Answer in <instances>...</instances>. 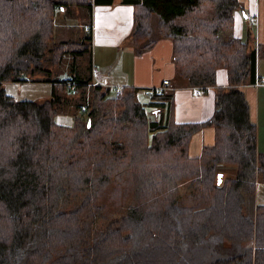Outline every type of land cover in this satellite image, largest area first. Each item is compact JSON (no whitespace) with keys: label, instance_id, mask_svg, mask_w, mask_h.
Listing matches in <instances>:
<instances>
[{"label":"trees","instance_id":"obj_1","mask_svg":"<svg viewBox=\"0 0 264 264\" xmlns=\"http://www.w3.org/2000/svg\"><path fill=\"white\" fill-rule=\"evenodd\" d=\"M91 1L0 0V264H264V205L249 211L264 153L241 88L262 79L264 42L221 36L240 0H124L135 8L140 54L173 41L169 90L123 86L117 95L91 75L49 80L54 97L44 103L8 94L3 83L55 59L56 12ZM85 45L57 52L82 54ZM221 68L229 86L217 91L214 115L177 122L179 82L204 89ZM59 90L79 98L70 124L56 121L66 103ZM207 127L215 142L194 157L193 136ZM227 167L235 175L225 177Z\"/></svg>","mask_w":264,"mask_h":264},{"label":"crops","instance_id":"obj_2","mask_svg":"<svg viewBox=\"0 0 264 264\" xmlns=\"http://www.w3.org/2000/svg\"><path fill=\"white\" fill-rule=\"evenodd\" d=\"M90 4L92 6L84 7L83 9H86V11L90 10L92 14L94 11H98L97 13L100 16V23L104 31L103 33H101V29L98 31L97 22H94L91 17L89 18V15L86 16L85 11L80 10L81 15L85 16V20L89 19L91 21L85 24L84 30L88 32L87 28L93 26L92 36H97L98 34L97 43L103 47L119 44L120 39L128 43V47L125 49L127 63L123 62L122 69L115 66V61L103 63L95 60L96 65L94 63L93 66L99 69L101 84L114 88L134 86L148 90L163 87L164 82L168 80L170 84H168L166 89L172 88L173 80L171 78L176 73L173 59V41L166 38L159 39L152 49L140 54L133 42V16L135 8L132 5L124 3V0H113L112 5H98L92 0ZM240 4L241 8L234 15V25L232 28L222 32L221 36L224 39L238 38L243 41H249L252 47H258L264 42V0H240ZM61 11L65 12L67 10L63 9ZM105 11L109 15L108 19L104 16ZM252 17H254L253 21L251 20ZM78 36L82 38L83 35ZM65 40L68 41L70 39ZM76 40L78 39H71L70 41L77 42ZM164 53H166V58ZM116 58L119 59L120 57ZM76 60V58L73 60V72L75 76L66 78L67 80L80 78L76 74ZM129 64H131V68L130 71H127L126 67ZM257 72L259 78H264V56H260L258 59ZM175 77L177 78L176 74ZM179 83L174 89V114L176 121L179 123L202 122L211 118L216 109L217 91L219 88L227 89L229 86L228 73L224 68L217 71L216 84L206 86L200 95H196L195 90L203 86L192 87L185 81ZM51 87L53 92L52 82ZM241 88L250 107V119L257 127L258 152L264 153V84H258V82L255 84H245ZM207 136L208 141L206 139ZM214 142V129L211 127L204 128L193 136L190 154L194 157L199 156L204 146L212 145ZM259 205H264V181L261 180L257 182L255 195L249 199V211L252 215H255L256 208Z\"/></svg>","mask_w":264,"mask_h":264},{"label":"rangeland","instance_id":"obj_3","mask_svg":"<svg viewBox=\"0 0 264 264\" xmlns=\"http://www.w3.org/2000/svg\"><path fill=\"white\" fill-rule=\"evenodd\" d=\"M84 7L72 5L70 8L66 9L67 11H58L55 15L54 20V42H52V48L54 52H56V57L54 58V53L50 55V59L48 63L45 64V69L34 74H26L23 76V79L26 81H16V82H5L3 83V87L5 88L6 92L14 97L16 100H32L37 103H44L46 101L51 100L53 96L51 81L49 80H57V79H66L69 77L75 76L73 70V60L76 58V74L84 79L91 78L93 64L95 60L98 62L106 63L107 61H115L116 65L119 69H122L123 62L127 63L125 49L128 47V43H125V40L120 39L119 44L111 45L110 47H103L98 42V34L97 36H93L91 38V34L84 30V26L89 19L85 20V16L81 15V11L83 10L86 13V16L89 15V18L97 22L98 31L101 29V33H103L104 28L100 23V16L97 13L98 11L92 12L90 10L89 13ZM78 11V12H77ZM91 13V15H90ZM104 16L108 19L109 15L105 11ZM93 22V23H94ZM83 28V29H82ZM82 32V34H81ZM78 35H83L82 38ZM84 38V39H83ZM65 39H78L76 40L78 43L84 42L87 45L84 46L87 49L82 54H73L68 53L61 55L60 52H57V46L62 45L64 43H70L73 41H66ZM92 40V41H91ZM91 41V43H90ZM173 43V42H172ZM166 58V53H164ZM116 57H120L119 59ZM172 60V59H171ZM96 65V63L94 64ZM110 66V63H109ZM131 64L126 67L127 71H130ZM175 74L171 78L173 82H176ZM93 77V75H92ZM175 77V78H174ZM94 79V78H93ZM98 80L101 82L100 72ZM94 81V80H93ZM170 84V82H169ZM258 84H262V79L259 80ZM264 84V83H263ZM91 85V84H90ZM106 86V85H105ZM109 87V86H106ZM114 91V87H111ZM146 90V89H144ZM145 92V91H144ZM59 96H63L66 99L65 105H62L59 108V114L56 118L57 123H72L74 115L77 113L76 103L79 101V98L71 99L72 96L68 94L67 91H58ZM77 94V93H76ZM76 94H72L73 96ZM87 95L88 100L90 101L92 94L91 92L83 93ZM86 105V104H84ZM83 105V106H84ZM85 117V116H83ZM71 121V122H70ZM208 141V136L206 137ZM207 143V142H206ZM208 144V143H207ZM193 153V152H191ZM235 167H227L223 170H226L224 176L231 177L228 175H235L234 170ZM229 170V171H227ZM112 205V204H111Z\"/></svg>","mask_w":264,"mask_h":264},{"label":"built area","instance_id":"obj_4","mask_svg":"<svg viewBox=\"0 0 264 264\" xmlns=\"http://www.w3.org/2000/svg\"><path fill=\"white\" fill-rule=\"evenodd\" d=\"M251 20L253 21L254 20V17H252L251 18ZM87 31L88 32H92L93 31V26H89L88 28H87ZM92 75H93V82H94V84H101V82L98 80V77H99V69L97 68V67H95V66H93V68H92ZM262 83H264V78H262ZM169 84V81L167 80V81H165L164 82V85H168ZM164 87V86H163ZM163 87H159V88H154V89H156L157 91L158 90H160V89H163ZM121 88L122 87H116V88H114L115 89V92H116V94L117 95H119V92H120V90H121ZM154 89H148V90H146V95L147 96H151L152 94H153V90ZM155 90V91H156ZM202 91H203V88H196V90H195V94L196 95H200L201 93H202ZM72 92L74 93V94H76V91L73 89L72 90Z\"/></svg>","mask_w":264,"mask_h":264},{"label":"water","instance_id":"obj_5","mask_svg":"<svg viewBox=\"0 0 264 264\" xmlns=\"http://www.w3.org/2000/svg\"><path fill=\"white\" fill-rule=\"evenodd\" d=\"M91 122H89V124H90ZM219 178H221V176H219Z\"/></svg>","mask_w":264,"mask_h":264}]
</instances>
